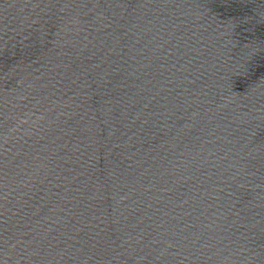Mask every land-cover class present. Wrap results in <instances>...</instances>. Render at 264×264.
I'll return each mask as SVG.
<instances>
[{
  "label": "water",
  "instance_id": "95a60500",
  "mask_svg": "<svg viewBox=\"0 0 264 264\" xmlns=\"http://www.w3.org/2000/svg\"><path fill=\"white\" fill-rule=\"evenodd\" d=\"M0 264H264V0H0Z\"/></svg>",
  "mask_w": 264,
  "mask_h": 264
}]
</instances>
